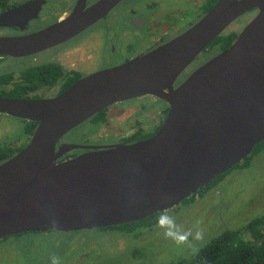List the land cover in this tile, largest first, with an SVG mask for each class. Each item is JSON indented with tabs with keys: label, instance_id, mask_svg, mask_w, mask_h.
<instances>
[{
	"label": "water",
	"instance_id": "obj_1",
	"mask_svg": "<svg viewBox=\"0 0 264 264\" xmlns=\"http://www.w3.org/2000/svg\"><path fill=\"white\" fill-rule=\"evenodd\" d=\"M119 1L99 0L77 20L73 15L47 32L63 24L62 36L72 27L81 30ZM250 10L253 17L227 49L174 84L214 38ZM15 43L0 39V53ZM142 96L168 107L152 136L106 147L58 144L102 109ZM0 113L36 122L28 144L0 163V239L105 228L171 209L264 140V0H217L162 45L90 73L54 98H0ZM78 149L87 150L61 159Z\"/></svg>",
	"mask_w": 264,
	"mask_h": 264
},
{
	"label": "rangeland",
	"instance_id": "obj_2",
	"mask_svg": "<svg viewBox=\"0 0 264 264\" xmlns=\"http://www.w3.org/2000/svg\"><path fill=\"white\" fill-rule=\"evenodd\" d=\"M142 1L144 0H125L123 8L113 14L110 23L120 21V16L127 11V4L136 3L140 11H145L142 5V9L140 7ZM188 1L160 0V3H173V6H177L175 3L180 2L179 6H184ZM252 17V12L243 14L224 33H238ZM77 40L96 46L94 37L89 33ZM215 52L204 54L205 59ZM194 61L181 74L180 79L201 63L196 59ZM161 107H167L166 103L152 96L115 103L105 112L106 122L94 128L89 127L86 122L82 123L65 134L60 141L96 146L113 143L116 138L128 136L123 134L133 133L134 130L139 134L149 135L161 122L158 118L164 115V110L160 112ZM19 128V124L13 119L0 117V135H9ZM262 215L264 145L251 157L247 166L231 169L201 197L180 202L163 211L157 224L150 229L141 228L129 234L97 229L81 230L71 237L55 233L45 236L47 241L40 244L37 237L27 238V242L8 239L0 243V264H173L179 259L192 256L221 232L240 229ZM57 241V246H53Z\"/></svg>",
	"mask_w": 264,
	"mask_h": 264
},
{
	"label": "flooded vegetation",
	"instance_id": "obj_3",
	"mask_svg": "<svg viewBox=\"0 0 264 264\" xmlns=\"http://www.w3.org/2000/svg\"><path fill=\"white\" fill-rule=\"evenodd\" d=\"M98 1L0 0V39L16 41L8 53H0V98L16 100L54 98L63 92L61 89L66 82L70 81V84L65 90L78 79L90 73L122 64L162 45L204 15L205 13L202 14L203 7L212 0H189L184 6H179L180 2H176L175 4L178 5L173 6V3L171 5L161 4L160 0H144L140 3V7L142 5L145 11H140V8L136 7V3H130L127 4V11L120 16V21L111 24L110 19L113 14L124 6L125 0H121L106 15L99 17L87 26L88 23H82L81 30L72 27L71 34L62 36L66 30L63 25L70 17L75 15V20H77L79 14L86 13ZM248 12H252L253 15L255 13L254 10ZM63 22L64 24L55 32H47L53 26L61 25ZM44 32L46 35L41 36L42 39L39 38V41H34L30 45L20 44V40L33 38V36ZM85 33L94 37L96 46H90L77 40ZM200 54L196 60L202 63L206 59L202 58ZM181 74L176 78L174 84H179L187 77L183 76L180 79ZM28 82H31V85L25 87ZM131 100L133 99L122 102ZM112 105L106 107L107 110ZM167 109L168 107L160 109V112L164 110V115L158 117L161 122ZM106 115L104 122L107 121ZM1 116L13 119L20 128L16 131L17 133L0 135V151L4 152L5 149L14 151L19 147L22 150L32 135L27 138L22 134V129L26 122L32 121L15 118L4 113H0ZM33 123H35V128L36 122ZM133 133L123 135L129 136ZM151 133L150 136L154 134ZM122 138L118 137L113 143L105 145L87 144L84 146L106 147L114 144H126L122 142ZM60 143L66 142L59 141L58 144ZM78 150L80 152L73 155L80 154L87 149ZM66 154L72 156V151ZM10 157H0V163ZM75 232H68L66 236Z\"/></svg>",
	"mask_w": 264,
	"mask_h": 264
},
{
	"label": "trees",
	"instance_id": "obj_4",
	"mask_svg": "<svg viewBox=\"0 0 264 264\" xmlns=\"http://www.w3.org/2000/svg\"><path fill=\"white\" fill-rule=\"evenodd\" d=\"M216 0H212L211 2L205 4L203 7L202 14L206 13L211 9ZM201 14V15H202ZM242 16V15H241ZM237 32H228L221 33L216 38H214L201 52L203 58H205L204 54L209 53L210 51H216V53L227 49L231 43L236 38ZM211 55V56H213ZM209 56V57H211ZM72 81V80H71ZM70 84L69 82L65 83V86L61 89V91L65 90V88ZM31 85V82L26 83L25 87ZM107 108L102 109L94 116L85 121L89 127L94 128L95 126L101 125L105 121V111ZM83 122V123H85ZM35 123L26 122L23 129L22 134H24L27 138L32 134ZM157 128H155L152 132L155 133ZM152 134V133H151ZM149 135H142L139 132L135 131L133 134L129 136H125L122 138V142L128 144L138 140H143L147 138ZM264 140H262L259 144H257L251 153L244 157L243 160L232 166L229 170L225 171L222 174L215 176L207 185L200 187L194 194H191L189 197L183 199L181 202L192 201L196 197H201L202 194L214 187L217 183H219L223 177L233 168L236 167H245L249 164L252 156L257 154L263 147ZM19 149H15L14 151L4 150L0 151V157H10ZM80 152L79 150H73L72 156L74 153ZM70 155V154H69ZM67 154L61 157V159L66 158ZM67 156V157H72ZM191 199V200H190ZM162 212H156L151 216H148L144 219L128 222L125 224H120L116 226H110L105 228H98L97 230L107 232V231H116L124 234L132 233L133 231L141 228L150 229L152 226L157 224L158 219ZM61 233L66 235L64 232H56L52 230H48L46 232H26L20 233L12 236H7L0 239V243L8 240V239H16L20 240V242H27L29 238L37 237L39 238V244L41 242L47 241L45 236H49L51 234ZM71 237V235H68ZM28 238V239H27ZM60 242V240H58ZM57 242L53 244L57 245ZM173 264H264V215L260 217H256L248 222L244 227L236 230H225L221 232L219 235L212 238L209 242H207L203 247H201L195 254L190 257L182 258L177 260Z\"/></svg>",
	"mask_w": 264,
	"mask_h": 264
},
{
	"label": "clouds",
	"instance_id": "obj_5",
	"mask_svg": "<svg viewBox=\"0 0 264 264\" xmlns=\"http://www.w3.org/2000/svg\"><path fill=\"white\" fill-rule=\"evenodd\" d=\"M166 235H171L170 233H166ZM180 239H182V237H180Z\"/></svg>",
	"mask_w": 264,
	"mask_h": 264
}]
</instances>
